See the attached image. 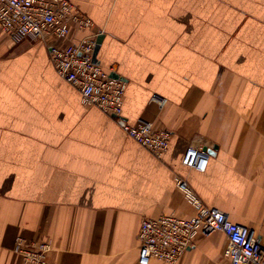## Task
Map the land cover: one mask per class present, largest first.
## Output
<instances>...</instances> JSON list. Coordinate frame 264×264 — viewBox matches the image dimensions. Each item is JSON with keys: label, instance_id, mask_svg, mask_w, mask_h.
Segmentation results:
<instances>
[{"label": "crops", "instance_id": "0c3cea01", "mask_svg": "<svg viewBox=\"0 0 264 264\" xmlns=\"http://www.w3.org/2000/svg\"><path fill=\"white\" fill-rule=\"evenodd\" d=\"M71 1L126 82L122 117L169 144L152 154L81 102L44 42L0 28V264H23L17 236L49 239L52 264H168L141 260L136 235L143 217L192 215L176 175L264 245V0ZM193 146L211 150L201 168L184 163ZM224 242L201 234L173 264H229Z\"/></svg>", "mask_w": 264, "mask_h": 264}, {"label": "built area", "instance_id": "2783aa9c", "mask_svg": "<svg viewBox=\"0 0 264 264\" xmlns=\"http://www.w3.org/2000/svg\"><path fill=\"white\" fill-rule=\"evenodd\" d=\"M85 32L80 38L63 43L71 28ZM93 20L83 14L71 0H0V28L17 42L41 40L48 48L49 60L57 74L75 86L81 102L98 107L117 120L122 130L155 156L168 147L171 132L155 129L122 117L126 82L93 60L97 36ZM209 159L201 146L190 147L184 163L203 167ZM176 187L193 208L190 216L172 213L140 220L136 240L141 260L155 258L168 264L177 262L198 235L219 230L225 236L222 255L229 264H264V245L256 231L232 221L214 206H206L181 176L174 177ZM49 239H26L17 236L14 250L23 264H52L48 254Z\"/></svg>", "mask_w": 264, "mask_h": 264}, {"label": "water", "instance_id": "95a60500", "mask_svg": "<svg viewBox=\"0 0 264 264\" xmlns=\"http://www.w3.org/2000/svg\"><path fill=\"white\" fill-rule=\"evenodd\" d=\"M101 39H102V34L100 33L98 36H97V38H96V43H95V47H94V51H93V60L94 61H98L97 60V51H98V49H99V45H100V43H101ZM111 75H113V76H118L117 74H115V73H110ZM207 152H210L211 150L210 149H207V147L205 146V147H203Z\"/></svg>", "mask_w": 264, "mask_h": 264}, {"label": "rangeland", "instance_id": "374dc122", "mask_svg": "<svg viewBox=\"0 0 264 264\" xmlns=\"http://www.w3.org/2000/svg\"><path fill=\"white\" fill-rule=\"evenodd\" d=\"M8 35V34H7ZM9 36V35H8ZM11 39H13L11 36H9ZM14 40V39H13ZM15 42H17L16 40H14Z\"/></svg>", "mask_w": 264, "mask_h": 264}, {"label": "bare ground", "instance_id": "6f19581e", "mask_svg": "<svg viewBox=\"0 0 264 264\" xmlns=\"http://www.w3.org/2000/svg\"><path fill=\"white\" fill-rule=\"evenodd\" d=\"M199 236V235H198ZM196 239V238H195ZM262 244V243H261ZM263 245V244H262ZM223 256V255H222Z\"/></svg>", "mask_w": 264, "mask_h": 264}]
</instances>
